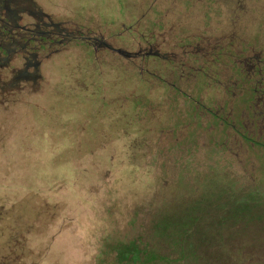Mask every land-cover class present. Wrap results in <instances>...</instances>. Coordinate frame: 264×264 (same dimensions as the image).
Masks as SVG:
<instances>
[{
    "label": "rangeland",
    "instance_id": "1",
    "mask_svg": "<svg viewBox=\"0 0 264 264\" xmlns=\"http://www.w3.org/2000/svg\"><path fill=\"white\" fill-rule=\"evenodd\" d=\"M69 1L65 8L106 24L121 22L135 3ZM69 63L55 67V90L9 115L0 130V264H244L242 256L263 264L264 153L255 157L258 176H233L257 189L242 192L226 160L212 155L215 148L201 159L186 156L184 125L157 140L128 113L127 102L123 109L102 105L89 88L67 93L55 79L70 80V69L88 86L108 77L95 65L73 70ZM196 140L199 154L201 134ZM180 150L183 160L174 158ZM57 235L46 261L37 245Z\"/></svg>",
    "mask_w": 264,
    "mask_h": 264
},
{
    "label": "flooded vegetation",
    "instance_id": "2",
    "mask_svg": "<svg viewBox=\"0 0 264 264\" xmlns=\"http://www.w3.org/2000/svg\"><path fill=\"white\" fill-rule=\"evenodd\" d=\"M67 3L0 0V130L9 115L55 90V67L92 64L108 77L88 86L70 69L72 79L55 81L66 84L67 93L89 88L102 105L123 109L127 102L128 113L157 140L184 125L186 156L201 159L215 148L212 155L225 159L232 180L247 190L250 185L233 176H258L255 157L264 153V0H135L121 22L108 24ZM94 99L89 103L97 106ZM166 142L178 145L177 138ZM184 153L174 158L183 160Z\"/></svg>",
    "mask_w": 264,
    "mask_h": 264
},
{
    "label": "trees",
    "instance_id": "3",
    "mask_svg": "<svg viewBox=\"0 0 264 264\" xmlns=\"http://www.w3.org/2000/svg\"><path fill=\"white\" fill-rule=\"evenodd\" d=\"M1 147V146H0ZM5 183V182H4ZM6 184V183H5ZM50 184V183H49ZM6 188V187H5ZM7 189V188H6ZM10 189H11V187H10ZM13 189V188H12ZM73 189V188H72ZM14 190V189H13ZM71 191V190H70ZM72 192V191H71ZM15 193V192H14ZM14 193H10V195H12V194H14ZM74 193H75V191H74ZM27 194V193H26ZM25 194V195H26ZM51 194H53L54 195V193H51ZM60 195V194H59ZM2 196V195H1ZM4 196H6L5 194H4ZM23 196V195H22ZM21 196V197H22ZM55 196V195H54ZM26 208H30V207H26ZM32 209V208H31ZM28 211H31V212H28L27 213V216L28 215H33V212H32V210H28ZM15 212H22V210L18 207V209L17 210H15ZM29 217V216H28ZM58 230V229H57ZM3 233V232H2ZM35 235V234H34ZM33 236V235H32ZM3 237L5 238V235H4V233H3ZM32 238H34L33 239V241L35 240V236H33ZM31 238V239H32ZM58 238V235L57 236H55V238L53 239V241H52V239L50 240V239H46V241H45V245H40V246H38L37 245V251L39 250V251H43V252H45V250L47 251V257H46V261H50L51 260V257L49 256V254L51 253V248H52V242H54V241H56V239ZM30 240V239H29ZM133 246V245H132ZM45 249V250H44ZM33 250V249H32ZM37 253H39V252H37ZM56 255H59V254H56ZM134 255H136V253L134 254ZM133 255V256H134ZM126 256H124V258H125ZM45 261V262H46ZM238 263V262H237ZM2 264V263H1ZM44 264V263H43ZM47 264V263H46Z\"/></svg>",
    "mask_w": 264,
    "mask_h": 264
}]
</instances>
